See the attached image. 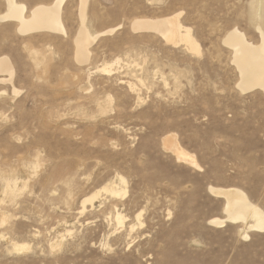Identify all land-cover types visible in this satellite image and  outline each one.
I'll return each mask as SVG.
<instances>
[{
  "label": "rangeland",
  "instance_id": "374dc122",
  "mask_svg": "<svg viewBox=\"0 0 264 264\" xmlns=\"http://www.w3.org/2000/svg\"><path fill=\"white\" fill-rule=\"evenodd\" d=\"M17 1L29 10L52 0ZM253 1L86 0L83 24L98 36L85 64L73 59L80 0L64 2L66 34H21L0 20V57L14 68L0 81V264H264V231L244 238L239 223L210 222L225 216L210 186L237 187L264 210V91L237 88L223 44L233 27L258 41ZM175 13L199 54L132 28ZM106 62L109 75L98 71ZM168 135L197 165L165 147ZM2 175L17 184L12 200Z\"/></svg>",
  "mask_w": 264,
  "mask_h": 264
},
{
  "label": "bare ground",
  "instance_id": "6f19581e",
  "mask_svg": "<svg viewBox=\"0 0 264 264\" xmlns=\"http://www.w3.org/2000/svg\"><path fill=\"white\" fill-rule=\"evenodd\" d=\"M65 1L66 0H52L49 4H38L27 10V7L24 3H20L17 0H5L6 10L0 14V20L15 21L16 30L21 34H29L33 32H54L66 34V29L62 19V9ZM85 3L86 0H80L79 15L82 24L79 27L75 38H73V59L79 64H85L89 60L91 53L89 46L98 36V34L94 36L91 35L87 27L83 24L86 16ZM253 3L259 8L260 11L258 14L260 19L255 24L259 31L258 41L253 42L249 40L246 36V33L236 27L231 28L223 39V44L232 51V62L239 74V79L236 81V86L243 93L251 92L255 89L264 91V0H254ZM257 7L255 9H257ZM179 16L180 13H175L161 18L136 19L132 24V28L135 31H154L162 36L165 42L172 45L182 43L187 50L199 54L200 47L192 34L191 28L183 25L179 21ZM255 16L256 15L254 14L253 17ZM253 17L251 18V21H254ZM108 31L110 32L112 29ZM32 52L34 65H43V58L39 57L42 55L37 51ZM115 63H119V60H116ZM112 65L113 63L106 62L103 63L101 67H99L100 69H97L98 71L100 70L104 74L109 75L112 71ZM90 73L87 75V77H90ZM13 74L14 68L9 58L7 56H1L0 81H11ZM90 89L91 84L89 80H86V82H82L79 85V90L81 91H88ZM14 92L16 93L17 91L14 90ZM101 100L98 101L97 99V106L101 110H106L108 105H110V99H103L105 100L104 102ZM163 141L165 143V147L170 149L178 159H182L197 165L195 157L176 144L175 138L172 135L164 137ZM119 180L122 184L126 182L123 177H120ZM1 182L3 185V197H6L10 200L14 199L18 192V187L14 179L10 176H3L1 178ZM101 190L107 191L114 196H121L122 194L126 193L125 189H121L120 187L114 186L112 184H106ZM209 190L218 197H222L224 199L222 208L225 214L224 218L222 219L212 218L210 220L211 223L215 225H223L227 221L234 224L239 223L242 227L239 232L244 238L248 237L249 231H264V210L257 204L253 203L243 190L234 186H210ZM99 193L100 191L98 190L95 193L85 197L82 200V208H85L86 202H92V200L96 198ZM2 201L3 198L0 199V202ZM7 217L8 216H6L5 213H1L0 211L1 223H4L8 219ZM122 219L123 217L117 213L115 220L118 224L123 223ZM55 243H57V241ZM13 247L17 251L27 248L26 245L17 243H13ZM59 247L60 243H57L52 246V249H58Z\"/></svg>",
  "mask_w": 264,
  "mask_h": 264
}]
</instances>
